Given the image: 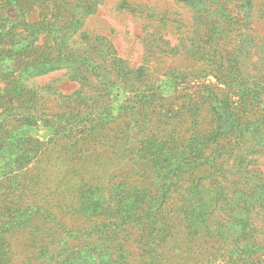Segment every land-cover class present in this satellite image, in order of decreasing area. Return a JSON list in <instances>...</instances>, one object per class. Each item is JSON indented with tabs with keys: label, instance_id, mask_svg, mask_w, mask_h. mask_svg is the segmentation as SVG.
<instances>
[{
	"label": "rangeland",
	"instance_id": "rangeland-1",
	"mask_svg": "<svg viewBox=\"0 0 264 264\" xmlns=\"http://www.w3.org/2000/svg\"><path fill=\"white\" fill-rule=\"evenodd\" d=\"M221 2L235 17L231 21L235 30L229 37L218 35L206 44L194 41L188 30L194 23L193 13L176 0H95L92 14L84 21L85 29L91 35L107 36L127 66L147 61L152 74L146 89H141L144 91L111 83L108 94L98 101L103 106L93 107L95 112L107 110L104 115H84L92 102L84 105L73 96L78 83L68 78L66 70L36 78L45 90L44 98H30L21 110L18 102L6 101L11 95L6 96L2 109L16 108L12 115H0V259L8 250L17 262L60 264V254L73 251L64 255V264H264V254L238 258L233 236L239 232L231 230L230 239H222L214 226H199L197 232L177 227L173 236L162 240L160 246L166 247L158 249L160 256L148 261L141 252L151 243L158 244L162 229L144 230L140 242L141 224L121 222L128 215L124 204L128 206L130 199L161 195L159 182L163 178L159 174L170 170L176 158L182 159L191 151L199 153L196 135L218 131L215 119L219 114L213 108L217 103L212 99L195 104L198 98L216 92L219 99L232 102L241 117L263 121L264 63L260 65L256 59L264 54V0L256 1L251 17L262 38L250 39L248 33L242 42L244 49L255 55L244 79L246 84L230 86L217 80V69L222 66L215 58L217 44L224 48L235 45L236 31L241 27L244 32L249 20L241 4L249 3ZM26 9L25 18L31 21L32 14L40 12L36 6ZM14 11L10 9L11 16ZM165 11L183 18L180 28L189 32L183 36L180 30L167 34L169 46L179 44L167 58L157 50L152 55L146 52L150 48L147 35L153 31L148 14L162 15ZM151 21L156 26L155 20ZM223 26L220 24V29ZM225 65L231 73L230 62ZM174 68L177 70H170ZM259 127L261 145L264 124ZM262 151L256 165L264 171ZM241 154L237 150L232 153L230 164ZM212 178L206 176L195 182L193 189L179 190L178 196L197 195L208 201L217 193ZM189 183L185 181L182 186ZM255 218L261 226L262 216L255 214ZM126 224L136 226L131 234L122 232L129 227Z\"/></svg>",
	"mask_w": 264,
	"mask_h": 264
},
{
	"label": "trees",
	"instance_id": "trees-1",
	"mask_svg": "<svg viewBox=\"0 0 264 264\" xmlns=\"http://www.w3.org/2000/svg\"><path fill=\"white\" fill-rule=\"evenodd\" d=\"M0 1L2 14L0 17V115L5 113L12 115L13 108H16L2 109L7 95H11L6 100L10 102L9 104L17 102L20 104L18 110L24 108L25 103L43 99L45 90L37 83L36 78L53 71L66 70L68 78L78 83L73 96H77L78 101L81 100L84 105L92 102L83 111L84 115L106 114L107 110L95 112L93 107L94 104L97 108L103 106L98 101L108 94L111 83V86L117 84L132 91L146 89L148 80L152 77L147 61H143L139 66H127L123 59L116 55L117 51L107 36L91 35L85 29L84 21L92 14L95 0ZM235 1L249 3V6L241 4L245 7L244 13L249 15V20H246L247 29L244 32H241V27L236 31L237 44L235 43L232 48H224L221 43L217 44L218 53L215 58L220 59L222 65L217 69V80L218 83L226 85L228 83V86L233 83L246 84L244 79L248 78V67L255 56L250 50L244 49V45L242 46L247 34L249 33L250 39L262 38L253 27L254 21H252L257 0ZM176 2L188 7L193 13L194 23L188 30L194 41L208 44L214 39L213 37L218 35L229 37L235 30L234 23L231 22L235 17L228 9L222 7L221 0H176ZM35 6L40 12L36 16L32 14L34 20H28L25 18L26 8L31 9ZM10 9L16 10L14 16L10 15ZM169 14V11H165L162 15L155 12L148 14L149 26L153 28V31L147 35L150 36L147 38L150 48L146 52L150 55L157 50L167 58L168 53L179 48V44L169 46L171 42L169 38L166 39L167 34L175 35L174 32L180 30L179 34L183 36L188 32L180 28L181 23L184 22L183 18ZM151 19L155 20L156 26L151 25ZM226 23H230L229 26L226 27ZM220 24L224 25L223 29H220ZM218 29L220 30L217 31ZM232 53L233 56L227 59ZM226 61L230 62L231 73L225 70ZM256 62L262 65L264 54H259ZM212 99L217 103L213 106L216 110H213L219 114L215 119L218 123L216 126L218 131L196 135L195 138L200 141L199 153L194 154L191 151L182 159L176 158L170 170L164 175L159 174L163 178L159 182L161 195L156 198L130 199L128 206L124 204L128 215L123 216L124 221L121 222L141 224L138 226L141 231L140 242L144 230L151 228L156 232L159 231L158 227L162 229L163 235L158 239V244L151 243L141 252L142 256L148 257V261L149 259L155 261L160 256L158 249L166 247V245L160 246L161 243L167 240L177 227L197 232L199 226L208 228L214 226L215 231H218L217 237L222 239H230L231 230H234L239 232L233 236L236 250L240 254L238 258L252 257L254 253L264 254V171L256 165L257 156L264 150V144L258 145L261 142L258 140L262 136V129L259 126L264 124V118L263 121H252L241 117L232 102L230 103L228 99H219L216 92L203 95L195 101V104L198 101L212 102ZM99 128L104 129L102 126ZM236 150L242 154L236 155L230 164V159L233 157L230 156ZM208 151L209 154H206ZM250 157L252 160L249 159ZM206 176H212L214 182L216 181L217 192L208 201L197 195L178 196L179 190L193 189L195 182H201ZM220 178L223 181H217ZM185 181L190 183L182 186ZM239 193V196H234ZM255 214L262 216L261 226L256 223ZM126 225L129 227H123L122 232L131 234L133 227L136 226ZM212 233L215 235L214 231ZM153 240L156 241L155 238ZM178 249L183 250L181 247ZM7 251L5 250L7 254L0 259L1 262L30 264L29 260L15 261L13 253L11 255ZM183 252H187V248H184ZM67 254L74 252L61 253L63 260L60 264L66 262L67 258L64 259V255Z\"/></svg>",
	"mask_w": 264,
	"mask_h": 264
}]
</instances>
